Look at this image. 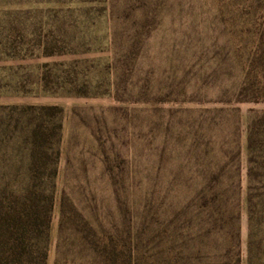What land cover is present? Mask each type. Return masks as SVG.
Instances as JSON below:
<instances>
[{
  "label": "rangeland",
  "instance_id": "rangeland-1",
  "mask_svg": "<svg viewBox=\"0 0 264 264\" xmlns=\"http://www.w3.org/2000/svg\"><path fill=\"white\" fill-rule=\"evenodd\" d=\"M263 21L264 0H0V184L61 109L47 264H264V97L240 67Z\"/></svg>",
  "mask_w": 264,
  "mask_h": 264
},
{
  "label": "trees",
  "instance_id": "trees-1",
  "mask_svg": "<svg viewBox=\"0 0 264 264\" xmlns=\"http://www.w3.org/2000/svg\"><path fill=\"white\" fill-rule=\"evenodd\" d=\"M256 3L253 9L260 6V2ZM260 24L262 31L246 46L245 60L240 65L245 77L241 90L256 98L264 97V21ZM37 111V121L27 129L29 146L25 172L19 179L13 175L8 176V181L2 178L0 184V264H47L56 178L55 167H49L47 145L52 138L59 143L61 109L41 106ZM251 142L254 140H250V147ZM215 197V193L206 197L202 189L194 196L204 202Z\"/></svg>",
  "mask_w": 264,
  "mask_h": 264
}]
</instances>
